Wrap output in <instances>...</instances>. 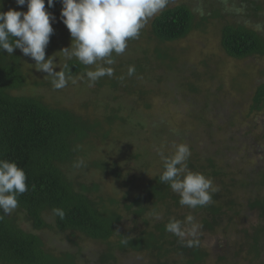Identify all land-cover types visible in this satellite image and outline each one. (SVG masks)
I'll return each mask as SVG.
<instances>
[{
	"label": "trees",
	"instance_id": "1",
	"mask_svg": "<svg viewBox=\"0 0 264 264\" xmlns=\"http://www.w3.org/2000/svg\"><path fill=\"white\" fill-rule=\"evenodd\" d=\"M243 1L254 5V11H261L264 17V0ZM45 6L56 17L54 23L61 26L59 30L55 25L59 34L53 28L46 53L53 49L62 51L59 47L63 37L67 35L72 40L61 19L62 4L56 0L49 8L45 0ZM0 10L11 9L4 5ZM196 19V12L186 4L167 8L151 23V34L160 44L175 43L196 29ZM259 26V29L244 24L224 26L220 46L225 55L238 61L264 59V26ZM155 52L160 54L159 50ZM23 56L19 49L12 55L0 50V159L17 163L28 177V191L18 196V207L7 216L0 212L3 217L0 218V264H205L210 254L203 248L200 234L198 237L189 234L192 224L186 218L197 216L201 234H214L226 224H237L239 212H245L249 217L254 215L259 222L252 229L249 262L264 264V84L256 89L248 108H244L247 105L244 101L240 104L234 99L230 103V99L220 98L213 101H218L214 112L209 102L194 105L195 112L200 110L193 117L200 128L198 132L182 135L166 125L164 119H158L157 123L149 124L147 135L131 129L132 136H127L128 140L109 142L117 146L115 152L122 153L127 162L135 161L133 165L143 167V171L134 169L132 173L130 169H124L125 159L109 162L99 157L90 139L107 141L112 129L107 130L103 126L105 123L115 125L120 133L129 122L132 127L138 120L126 122L115 114L103 120L94 119L89 115L53 109L32 97L18 95L26 86ZM114 58L113 65L120 74L115 72V75L122 78L112 79L111 85L116 89L118 84L125 83L126 73L122 70L131 62L121 55L114 54ZM86 67L72 59L66 61L62 69L75 77L86 72ZM141 71L144 70L141 68ZM244 109L249 112L251 122L256 123L255 128L261 124L260 135L253 136V129L243 135L236 132L238 124L235 120ZM245 118L247 116L243 121ZM169 137H177L176 142L190 147L192 154L187 161L188 168L212 180L217 191L208 205L181 206L179 195L159 181L164 170L162 159L161 170L153 179L134 175L148 170L149 153L153 152L150 151L151 141L155 140L156 144L152 145L155 148L168 151L164 152L165 156L173 153L165 141ZM196 139L199 144L204 139L205 146L193 154ZM90 172L127 188L123 203L128 204H124V211L119 209L118 201L110 200L109 205H103L101 197L97 201L100 186L87 178ZM129 195H132L130 199ZM55 208L63 209V218L53 213ZM173 219L181 221L184 236L166 230V225ZM126 223H129L128 228H125ZM43 231L65 237L69 243L64 244L71 247L66 246L54 255L39 234ZM190 240L192 246H188ZM86 241L91 247L98 244L104 245L105 249L100 250L98 246V250L88 254ZM220 259L229 264L227 258ZM124 260L128 261L125 263Z\"/></svg>",
	"mask_w": 264,
	"mask_h": 264
},
{
	"label": "rangeland",
	"instance_id": "2",
	"mask_svg": "<svg viewBox=\"0 0 264 264\" xmlns=\"http://www.w3.org/2000/svg\"><path fill=\"white\" fill-rule=\"evenodd\" d=\"M259 1L263 2V0ZM0 4L11 10L28 11L27 5L18 6L16 0H0ZM183 4L190 6L196 12L198 24L196 29L184 40L160 44L151 34V23L159 14L150 19L146 27L141 30L139 37L133 42L130 40L126 51L121 55L126 57L131 62L130 66H134L138 71L129 76L130 66L124 67L122 72L126 73L125 79H123L125 83H121V86L118 84L116 89L111 85L112 79L122 78L115 75L116 67L114 65H111L114 68L112 77H102L92 86H89L90 81L86 77V72L95 70L97 65L87 66L86 72L72 77L66 87L56 89L52 85V78L47 77V73L37 71L35 61L22 53L24 55L22 62L26 86L17 94L37 99L53 109H64L82 116L89 115L94 119L103 120L104 117L115 114L126 122L138 120L132 127L129 122L128 126H125L120 133L116 130L115 125L108 126L105 123L103 126L107 130L112 129L107 141L101 142L91 138L90 144L93 145L94 152L104 160L117 162L125 159L124 169H130L132 173L134 169L143 171V167L137 164L133 165L136 163L135 161L127 162L122 153L117 154L115 152L118 149L117 146L109 142L119 143L123 142V139L128 140L127 136H132L131 129L137 131V134L142 132L147 135L150 131L149 124L157 123L158 119H164L166 125L174 128L175 131H180L182 135L191 131L198 132L200 128L193 119L200 112V110L195 112L196 105L209 102L210 108L214 112L218 101H213L220 98L230 99V103L234 102V99L236 103L240 104L244 101L247 104L244 105V108H248L256 89L264 84L263 58L234 60L226 56L220 46L221 31L226 25L244 24L256 28L258 25L264 26V17L261 11L255 12L254 5L243 0H236L232 3L227 0H168L165 9ZM203 18L205 20L202 21ZM57 24L58 22H53L52 27L54 28L56 25L60 30L61 26ZM57 29L56 33H58ZM71 44L72 40L66 35L59 48L63 50L69 48ZM156 50H159L160 54H157ZM49 57H53L56 71H60L66 61L76 59L75 57L69 59L64 53L55 49L46 53V59ZM119 63L118 61L116 64ZM98 64H103V62H98ZM103 66L107 67L108 65ZM141 68L144 71H141ZM107 107L113 111L115 109V111L111 112ZM248 114L246 109L242 110V114H239L240 117L235 120L238 124L236 132L243 135L253 129V136L260 135L262 133L261 124L255 128L256 123L251 122ZM246 116L247 118L243 121V117ZM240 119L241 122H239ZM176 139L179 138L165 139L168 150L174 152V145L179 144ZM195 142L197 143H194L193 154L199 153L205 146L204 139H201L200 144L199 139H196ZM150 143L152 148L150 151L153 152L149 153L151 163L148 165V170L144 174H134L136 177L145 176L147 180L153 179L161 170V157L152 146L156 144L155 140ZM209 147L213 148L211 144ZM137 152L136 150L135 153ZM87 178L99 183L100 190L96 194L98 202L100 197L104 200L103 205H109L110 200L118 201L119 209L124 211V204H128L127 202L123 203L127 188L119 187L112 179L102 178L95 172H90ZM130 197L132 195H129L128 198L130 199ZM255 218L254 215L249 217L245 216V212H239L236 218L237 224H226L214 234H201L202 231L198 228L195 237L200 234L202 246L210 254V258L205 264H225L220 259L222 257L227 258L226 263L229 264H250L249 247L252 241V229L259 223ZM198 221L199 218L196 216L193 222L197 223ZM23 225L21 223L22 227L28 229L27 225ZM128 227L129 223H126L125 228ZM39 234L46 247L54 255L61 253L66 246L71 247L70 244H64L68 242L65 237H60L53 231H43ZM79 242L81 245V241ZM86 242L84 245L88 254L98 250V246H100V250L105 249L104 245L96 244L97 246L91 247L90 243ZM65 250L70 252L69 248ZM124 261L126 263L128 260Z\"/></svg>",
	"mask_w": 264,
	"mask_h": 264
},
{
	"label": "clouds",
	"instance_id": "3",
	"mask_svg": "<svg viewBox=\"0 0 264 264\" xmlns=\"http://www.w3.org/2000/svg\"><path fill=\"white\" fill-rule=\"evenodd\" d=\"M55 2L47 0L48 7H53ZM60 3L62 22L72 37L71 47L61 52L69 59L75 57L85 66L97 65L95 70L86 72L89 86H92L102 77L113 76L114 54L122 55L128 42L139 37L148 21L166 8L168 0H60ZM16 4L27 5L28 11L0 10V50L12 55L19 49L35 61L37 71L52 78L54 88L66 87L71 75L63 69L56 71L53 57L46 59V48L54 34L52 23L56 17L46 10L45 0H16ZM134 73L135 67L130 66L128 75ZM174 149L170 156H165L161 148L154 149L164 163L159 181L179 195L181 206L196 208L208 205L212 202V194L217 191L212 180L188 168L187 161L192 153L187 144H176ZM27 179L25 170L17 163L0 159V212L4 216L18 207V196L28 191ZM53 213L60 218L65 215L60 208L53 209ZM193 219L189 216L186 221L192 224L188 232L195 237L199 226L192 223ZM166 230L177 236L185 235L178 220H170ZM192 243L190 240L188 246Z\"/></svg>",
	"mask_w": 264,
	"mask_h": 264
}]
</instances>
